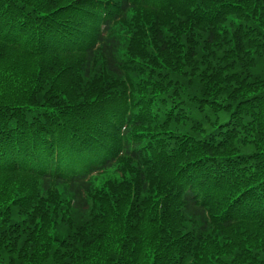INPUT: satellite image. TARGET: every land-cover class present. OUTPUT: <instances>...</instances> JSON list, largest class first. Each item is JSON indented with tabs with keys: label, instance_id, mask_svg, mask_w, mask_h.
Masks as SVG:
<instances>
[{
	"label": "trees",
	"instance_id": "obj_1",
	"mask_svg": "<svg viewBox=\"0 0 264 264\" xmlns=\"http://www.w3.org/2000/svg\"><path fill=\"white\" fill-rule=\"evenodd\" d=\"M0 264H264V0H0Z\"/></svg>",
	"mask_w": 264,
	"mask_h": 264
}]
</instances>
